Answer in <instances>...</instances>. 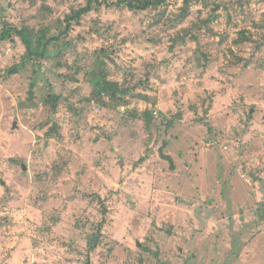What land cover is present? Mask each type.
Here are the masks:
<instances>
[{
  "label": "rangeland",
  "instance_id": "obj_1",
  "mask_svg": "<svg viewBox=\"0 0 264 264\" xmlns=\"http://www.w3.org/2000/svg\"><path fill=\"white\" fill-rule=\"evenodd\" d=\"M88 1L0 0V31L59 36ZM99 1L60 38L73 49L0 42V264H263L264 0H195L183 19V0ZM82 53L124 99L94 93ZM98 196L87 255L76 223L102 219Z\"/></svg>",
  "mask_w": 264,
  "mask_h": 264
},
{
  "label": "trees",
  "instance_id": "obj_2",
  "mask_svg": "<svg viewBox=\"0 0 264 264\" xmlns=\"http://www.w3.org/2000/svg\"><path fill=\"white\" fill-rule=\"evenodd\" d=\"M32 3H36L37 0H31ZM168 0H117L115 2L109 3L110 6H118V7H126L129 10L132 11H145L149 9H158L162 7L164 4L167 3ZM195 1V0H183L184 6L182 7V19L185 18L190 10V4ZM96 5H93V0H89L86 5H82L78 8L72 9V12L70 14H67L65 17V21L67 23L66 28L64 31L60 32L59 36L56 37H47L46 29L42 30H35L33 28H30V26H22V27H17V26H12L6 24L2 30L0 31V42L5 41L8 39H13L15 35H17L22 43L26 47V53L25 56L28 57L29 59L35 58V57H43L48 54L50 55L53 52L58 53L59 51H62V48H68V49H73L71 46L70 42H65V43H60V38L63 37L64 35H67L69 31L73 27V22L75 21L77 24L81 22V19L84 15L88 14L89 12L93 10L99 9L104 3L102 1L97 0ZM242 2V1H241ZM244 36L243 39L238 40L235 42V46H241V44L245 40H251V36H246L244 33L242 34ZM185 39L182 38L181 40ZM52 47V51L49 50V48ZM231 53L233 52L232 49H229ZM88 55L87 54H80L77 57L75 56L76 60H79L83 62L84 66L89 67V72L88 74H95L97 69H99V73L97 74L96 77L91 78L90 83L94 87V93L98 96H102L104 92H109L111 98L113 99H124L127 91L122 89L120 84L117 81H112L107 79V76L105 75L104 68H105V61L99 57V63L98 65L93 67V65H90L87 60H88ZM241 58L237 59V62L235 63L239 64L241 61ZM93 64V63H92ZM103 65L101 67L100 65ZM248 65V62L246 63L245 66ZM74 68V67H73ZM61 97L57 98L60 99ZM56 100V101H57ZM50 104L54 105V101H50ZM162 151V150H161ZM161 156L170 161L173 166V159L171 156L165 155L163 152H161ZM143 160V159H142ZM141 160V161H142ZM99 199V203L101 207L99 209V213L102 216V219L100 221H94L92 219H81L76 223L77 228L80 231V235L83 237V235L86 238L87 241V255H90L97 247V244L100 243L103 234L102 228L103 225L107 223V213L108 210L107 208V203H109L108 198L107 199H102L100 196L97 197ZM83 254V253H82ZM87 264L90 263V259H87Z\"/></svg>",
  "mask_w": 264,
  "mask_h": 264
},
{
  "label": "water",
  "instance_id": "obj_3",
  "mask_svg": "<svg viewBox=\"0 0 264 264\" xmlns=\"http://www.w3.org/2000/svg\"><path fill=\"white\" fill-rule=\"evenodd\" d=\"M30 95H32V91H30ZM14 125H16V123H14Z\"/></svg>",
  "mask_w": 264,
  "mask_h": 264
},
{
  "label": "crops",
  "instance_id": "obj_4",
  "mask_svg": "<svg viewBox=\"0 0 264 264\" xmlns=\"http://www.w3.org/2000/svg\"><path fill=\"white\" fill-rule=\"evenodd\" d=\"M262 262H263V264H264V260H261Z\"/></svg>",
  "mask_w": 264,
  "mask_h": 264
}]
</instances>
